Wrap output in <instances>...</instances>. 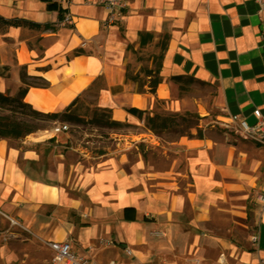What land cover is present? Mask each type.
<instances>
[{
  "label": "crops",
  "instance_id": "obj_1",
  "mask_svg": "<svg viewBox=\"0 0 264 264\" xmlns=\"http://www.w3.org/2000/svg\"><path fill=\"white\" fill-rule=\"evenodd\" d=\"M60 10L62 16L65 10L71 13L72 25L59 24ZM0 16L53 25L40 30L9 26L0 33L1 92L17 93L24 67L28 76L45 82L26 92L24 100L33 108L63 112L92 93L95 110H106L113 120L131 127L117 132L116 150L98 154L90 166L70 164V179L65 154L55 151L58 145L53 146L50 135L0 138L3 213L22 223L35 240H71L79 254L101 264L114 259L99 257L104 241L132 248L128 259H115L117 264H144L157 247L168 243L149 237L148 231L155 227L168 235L182 225L194 234L214 235L220 249L217 264L264 258V202L259 199L264 196V144L227 134L218 140L181 137L168 167L161 169L139 149L141 143L158 145L156 138L143 120L126 111L152 110L155 100L178 109L176 86L169 79L186 75L213 87L215 105L224 110L228 123L234 115L255 123L256 109L264 115V13L258 12L254 0H130L115 24L107 22L105 8L84 0H0ZM140 32L153 35L146 47L167 36L162 81L155 93H139L126 80L127 47L140 48ZM76 49L84 53L74 55ZM44 148L55 165L48 180L41 178L45 171L29 175L21 165L40 163ZM97 207L112 213L111 230H105L91 211ZM125 208H134L139 220L123 219ZM67 211L91 220L77 224L66 217ZM186 212L191 215L185 221L175 218ZM217 215L229 218L230 231L243 226L249 235L238 240L222 237L212 224ZM255 232L257 246L250 240ZM92 246L98 250H90Z\"/></svg>",
  "mask_w": 264,
  "mask_h": 264
},
{
  "label": "rangeland",
  "instance_id": "obj_2",
  "mask_svg": "<svg viewBox=\"0 0 264 264\" xmlns=\"http://www.w3.org/2000/svg\"><path fill=\"white\" fill-rule=\"evenodd\" d=\"M132 51L129 52L127 68L133 76L139 74L146 92L152 93L149 91L151 77L148 74L155 70L156 59L154 57L158 55L159 48L148 46L145 49H133ZM169 80L176 86V99L179 108L171 109L164 101L155 100L151 111L173 116L174 121L168 129L159 133L153 132L145 125L154 135L152 139L156 138L159 143L155 146L146 143L139 144V149L144 153L147 161L161 169L168 167L177 147L175 142L181 137L205 138L207 136L218 140L227 134L230 135V138L236 136L244 139L228 123L224 110L215 105V90L210 84L189 78H184L180 83ZM131 84L134 83L131 82ZM134 85L137 87L136 84ZM90 94L91 96L79 101L72 109V114L79 116L80 121L76 123L65 121L70 125L68 131L57 135L54 133V127L59 121L44 120L38 121L40 128L35 132L50 135L53 138V146L58 145L55 151L64 152L69 179L73 177L70 164L80 162L84 166H90L96 161L95 157L98 154L108 153L118 148L119 135L117 132L131 129L125 122H123L124 125L114 128L97 125L94 120L101 118L103 113L94 109V99L92 93ZM9 143L15 144L14 141H9ZM81 148L84 151H81ZM37 149L40 150V145L37 146ZM44 150L46 153L43 154L40 163L22 162L21 165L29 175L45 171L46 176L41 178L48 180L47 177L49 174H53L55 165L53 164V155L49 154L48 149L44 148ZM164 150L165 153H163ZM79 197L84 204L89 205L88 199L83 194H79ZM91 211L97 215L98 221L103 223L105 230H111L114 218L109 210L97 207ZM53 212L52 207L50 213ZM66 213V217L77 224H81L82 220H91L87 215L81 216L69 211ZM188 215L191 214L186 212V214L175 216V218L185 221ZM229 222V218L226 216L217 215L212 224L215 231L227 239L238 240L240 237L249 235L250 232L243 226L237 229V232L230 231ZM178 229L180 231L168 235L163 234L155 227L148 231L149 237L168 240V243L157 247V251H153L144 264H217L214 259L220 249L217 250V244L212 237L214 235L210 233L194 234L195 232L189 230L187 225L179 226ZM155 231H160L161 234L156 235ZM208 244L211 245L210 248H207ZM144 247L139 246V249L146 252ZM101 248L103 249L99 251V257L128 259L129 254L125 249L130 247H126L124 244H114L108 240L107 243L104 241L100 245ZM130 249L132 250V248ZM95 250H98L97 247ZM50 257L51 252L44 243L29 236L19 225H12L8 218L0 214V264H49Z\"/></svg>",
  "mask_w": 264,
  "mask_h": 264
},
{
  "label": "trees",
  "instance_id": "obj_3",
  "mask_svg": "<svg viewBox=\"0 0 264 264\" xmlns=\"http://www.w3.org/2000/svg\"><path fill=\"white\" fill-rule=\"evenodd\" d=\"M59 18H62V11L60 10ZM9 26H23L31 29H45L53 28V25L49 24H38L31 22L26 19L21 18H12L6 19L0 16V33L5 31ZM153 35L149 32H140L139 33V43L140 48L143 49L146 45L152 43ZM154 47L159 48V53L156 57L155 70L149 72L148 76L151 77L149 81V91L154 93L158 84L162 81L160 76L161 64L164 52L167 48V36H164L163 39L154 44ZM135 49L133 45H128L127 52H133ZM136 50V49H135ZM74 55L83 54L84 51L81 49H76ZM154 73V74H153ZM153 74V75H152ZM184 78L195 79L192 76L186 75H173L170 79L176 83H180ZM20 79L22 82L21 87L18 89L17 93L10 95L8 92L0 91V138H12L20 139L29 134L35 133L39 130L38 121H59V122H79V116L72 114V109L76 105V101L70 105L63 112H41L33 108L29 103L24 100L26 92L31 85H45L43 80L37 78H31L24 71V67L20 71ZM38 80V81H30ZM127 82H133L137 85L136 90L139 93L146 92V89L143 87V82L139 74L132 75L128 68L126 72ZM103 113L101 118H96L94 120L97 125L107 126V127H119L124 125L123 122L113 120L109 113H106V110H97ZM127 112L135 115L139 119L143 120L145 125L152 130L153 132L159 133L162 130L168 129L170 124L174 121V117L167 114L154 113L148 109H142L138 107H130L126 109ZM129 125V124H127ZM53 140V138H52ZM122 218L125 220H139L136 216V211L134 208H125L122 212ZM143 220H148V218H143Z\"/></svg>",
  "mask_w": 264,
  "mask_h": 264
},
{
  "label": "built area",
  "instance_id": "obj_4",
  "mask_svg": "<svg viewBox=\"0 0 264 264\" xmlns=\"http://www.w3.org/2000/svg\"><path fill=\"white\" fill-rule=\"evenodd\" d=\"M65 3H69V0H63ZM89 4H97L105 8L108 12L107 22L115 24L121 21L125 10L127 8L128 2L130 0H84ZM258 5V12L264 13V0H254ZM60 25H72L73 18L70 12L67 10L63 11V16L59 20ZM257 120L253 124H249L240 115H234L231 117L232 127L241 134L244 139H250L255 142L264 144V115L260 110L256 109L254 111ZM70 125L66 122H58L54 127L55 134H61L69 130ZM259 199L264 202V196L260 195ZM0 214L6 216L12 225H19L23 229L25 228L22 223L17 219L7 216L0 210ZM154 234H161L160 231H155ZM251 242L253 246H257L259 241L258 233H254L251 236ZM43 243L51 252L49 264H101L93 256L79 254L73 247V242L71 240L64 241H54V240H43ZM90 250L94 251L95 247H90ZM127 254H132L130 248L125 249ZM107 264H117L115 259H111ZM220 264H226L225 262H220ZM235 264H264V258H259L254 262H238Z\"/></svg>",
  "mask_w": 264,
  "mask_h": 264
},
{
  "label": "bare ground",
  "instance_id": "obj_5",
  "mask_svg": "<svg viewBox=\"0 0 264 264\" xmlns=\"http://www.w3.org/2000/svg\"><path fill=\"white\" fill-rule=\"evenodd\" d=\"M4 90V81L2 78H0V91Z\"/></svg>",
  "mask_w": 264,
  "mask_h": 264
}]
</instances>
